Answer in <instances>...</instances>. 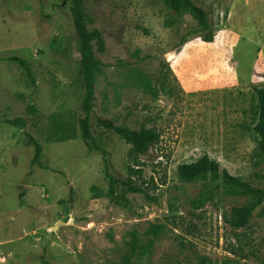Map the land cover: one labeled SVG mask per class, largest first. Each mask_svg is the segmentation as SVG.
<instances>
[{
	"label": "rangeland",
	"instance_id": "1",
	"mask_svg": "<svg viewBox=\"0 0 264 264\" xmlns=\"http://www.w3.org/2000/svg\"><path fill=\"white\" fill-rule=\"evenodd\" d=\"M82 1L105 41L93 116L161 138L134 165L94 118L87 145L71 0H0V264H264V204L234 230L246 198L178 173L208 155L264 188V0H201L213 42L163 0ZM109 175L142 191L110 198Z\"/></svg>",
	"mask_w": 264,
	"mask_h": 264
},
{
	"label": "trees",
	"instance_id": "2",
	"mask_svg": "<svg viewBox=\"0 0 264 264\" xmlns=\"http://www.w3.org/2000/svg\"><path fill=\"white\" fill-rule=\"evenodd\" d=\"M164 3L178 16L185 13H191L197 20L201 37L205 42L214 41V28L212 26L209 13L199 5L201 0H163ZM71 15L74 21L75 30L78 36L77 50L80 54L79 60V80L82 95L83 117L79 120L82 138L87 145L95 141L93 129V116L95 105V86L96 78L102 74L105 67L104 62L97 56V51L105 50V41L102 33L93 28V19L91 18L87 6L82 0H71ZM97 47V49H96ZM27 66L26 62H22ZM144 86L150 87V81L144 79ZM257 101V112L251 131L258 142V152L264 160V87L254 90ZM96 126L111 131L121 136L130 149L128 151L129 160L136 165L139 158L147 154L151 147L158 144L160 134L154 129L142 128L140 130L131 129L127 126L116 125L110 120L95 118ZM108 167V164L106 165ZM130 174L135 173V168L129 167ZM178 173L180 179L184 182H195L199 179L211 178L215 183L209 193L218 191L221 187L228 194L246 198V202L236 205L229 214L225 215V221L234 230L246 228L251 224L254 212L264 204V188L255 186L244 180L242 177L235 176L224 168L218 160L211 159L204 155L192 163H184L179 166ZM110 188L109 197L117 199V189L119 184H123L131 191L141 192L132 178L129 176L126 180H120L109 175ZM220 181V182H218ZM204 199V197L202 198ZM196 207L200 202H195ZM135 250V247H133ZM133 253L126 257L124 264H132Z\"/></svg>",
	"mask_w": 264,
	"mask_h": 264
},
{
	"label": "water",
	"instance_id": "3",
	"mask_svg": "<svg viewBox=\"0 0 264 264\" xmlns=\"http://www.w3.org/2000/svg\"><path fill=\"white\" fill-rule=\"evenodd\" d=\"M53 230H55V228Z\"/></svg>",
	"mask_w": 264,
	"mask_h": 264
}]
</instances>
